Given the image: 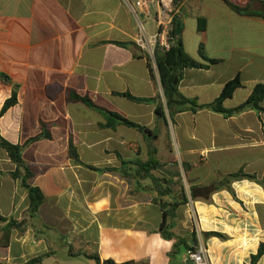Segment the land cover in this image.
Returning a JSON list of instances; mask_svg holds the SVG:
<instances>
[{
	"label": "crops",
	"instance_id": "1",
	"mask_svg": "<svg viewBox=\"0 0 264 264\" xmlns=\"http://www.w3.org/2000/svg\"><path fill=\"white\" fill-rule=\"evenodd\" d=\"M137 0H0V112L17 92L18 102L0 118V136L25 145L49 124L51 138L25 146L23 159L44 201L30 213L28 191L10 175L16 166L0 151V264H89L91 256L116 264H194L175 241L159 233L163 222L149 180L136 182L103 172L122 162H146L149 145L161 163H176L189 202L178 210L177 235L197 233L212 264H250L264 244V186L249 180L193 199L192 187L208 186L243 170L264 181V112L247 109L226 117L209 109L170 117L156 62L137 42L130 5ZM264 15V0H227ZM178 36L192 59L208 64L185 69L179 92L201 105L239 78L224 107L245 103L264 83V18L233 11L225 0H180ZM146 31H157L146 22ZM124 44V45H122ZM151 68L152 71L151 72ZM147 127L152 134L120 124L102 127V113L70 94ZM156 102L138 103L120 94ZM166 120L156 114L158 104ZM264 107V102L261 105ZM173 109V112H175ZM1 149V148H0ZM74 150L78 156L72 155ZM10 221L18 226L8 230ZM218 232L226 239L204 238ZM191 245V248H195ZM89 262V263H88ZM97 264V262H96ZM257 264H264V256Z\"/></svg>",
	"mask_w": 264,
	"mask_h": 264
},
{
	"label": "trees",
	"instance_id": "2",
	"mask_svg": "<svg viewBox=\"0 0 264 264\" xmlns=\"http://www.w3.org/2000/svg\"><path fill=\"white\" fill-rule=\"evenodd\" d=\"M225 3L238 14L264 18L263 14L254 13L249 7L242 8L234 5L227 0H225ZM174 33L178 35L177 27ZM200 55L202 59L208 64L200 63L187 55L184 51L183 44L180 38L177 44H175V46L172 47L170 51L166 53L157 51L155 54V62L159 71L160 81L167 100V106L171 119H173V114L182 113L187 110L196 113L197 111L202 109H209L226 117L240 114L247 109L264 112V107L261 106L264 102V83L259 84L254 88L251 96L245 103L233 109H227L224 107V102L228 99H231L236 90L242 87V82L239 78L228 82L223 88L220 96L212 104L201 105L196 100H190L184 97L179 92L178 85H175V80L178 78L179 81V79L182 77L183 71L185 69L209 68L210 65H214L217 63L216 60L208 58L202 47L200 48ZM151 72H153L152 68ZM0 77L6 81H9L8 77L5 75L0 74ZM120 95L138 103H150L157 101V98H136L129 93H123ZM70 99L73 101L83 102L87 106L102 113L106 119V123L103 124L102 127L113 129L117 125L123 124L128 127L135 128L142 133L152 134V132L147 127L136 124L124 118L117 112L109 111L98 106L88 97H80L76 94L71 93ZM17 102V92L14 91L12 97L5 102L0 112V118L3 117L10 108L15 106ZM173 109H176L174 110L175 112H173ZM156 114L159 119L166 120L165 110L160 103L156 107ZM41 125L42 134L30 139L25 145H13L0 136V148L7 153L11 162L16 166L15 171L11 172L10 175L13 179H18L22 186L28 191L30 213L33 217L38 213L40 206L44 201V196L39 188L32 187L28 183V181L33 177V173L24 162L22 155L25 146H27L28 144L43 138H51V134L48 128L49 124L42 122ZM71 151L72 155L76 159H78L75 151L73 149ZM149 154L150 158L146 162H122L120 168H107L104 169L103 172L121 174L123 177L133 179L138 183L144 180H149L151 182L153 191L155 192L153 203L160 208L163 214V222L161 224L159 233L164 239L175 241L173 250L170 253V257L172 259H175L182 251L188 252L189 250H191V245L197 246L199 244L197 233L195 231L185 232L182 235H177L174 231L178 219V210L181 206L186 205L189 200L185 192L183 177L179 168L177 167V164L161 163L156 157L157 149L151 143L149 145ZM2 175L3 173L0 172V187L2 183ZM240 180H249L264 186V181L260 180L256 175H250L241 170L237 173L227 175L221 181L213 183L211 185L192 187V197L193 199L203 198L207 200L209 194H212V192L227 190L236 198V194L232 188V183ZM6 222H8V219L5 218L0 211V224ZM17 226L18 223H16L15 221H10L7 229L11 230ZM203 236L206 239L212 237H217L220 239L227 238L225 235L218 232L203 233ZM262 256H264V244L260 246L258 253L252 256L250 264H257ZM44 258V256L38 257L30 261L29 264H40L43 262ZM90 258L96 260L97 264H101L99 257L91 256ZM103 264L116 263H114L113 261H104ZM123 264H135V262L131 261Z\"/></svg>",
	"mask_w": 264,
	"mask_h": 264
},
{
	"label": "built area",
	"instance_id": "3",
	"mask_svg": "<svg viewBox=\"0 0 264 264\" xmlns=\"http://www.w3.org/2000/svg\"><path fill=\"white\" fill-rule=\"evenodd\" d=\"M179 2L180 0H137L130 5L138 28L136 42L154 61L157 51L166 53L179 41V36L174 33L176 23L181 18ZM150 20L157 29L153 34L146 31V22ZM187 255L194 264H212L207 250L202 246L189 250Z\"/></svg>",
	"mask_w": 264,
	"mask_h": 264
},
{
	"label": "rangeland",
	"instance_id": "4",
	"mask_svg": "<svg viewBox=\"0 0 264 264\" xmlns=\"http://www.w3.org/2000/svg\"><path fill=\"white\" fill-rule=\"evenodd\" d=\"M1 152L6 153L4 150L0 149ZM197 247V246H196ZM89 263V262H88ZM89 264H96L95 261L91 260Z\"/></svg>",
	"mask_w": 264,
	"mask_h": 264
},
{
	"label": "water",
	"instance_id": "5",
	"mask_svg": "<svg viewBox=\"0 0 264 264\" xmlns=\"http://www.w3.org/2000/svg\"><path fill=\"white\" fill-rule=\"evenodd\" d=\"M178 31H180V26H178ZM178 83V78L175 80V85Z\"/></svg>",
	"mask_w": 264,
	"mask_h": 264
}]
</instances>
